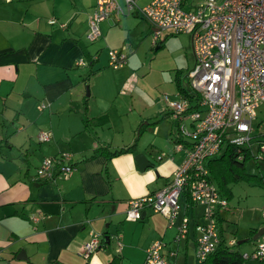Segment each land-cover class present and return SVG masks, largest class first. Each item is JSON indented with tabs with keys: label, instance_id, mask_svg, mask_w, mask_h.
<instances>
[{
	"label": "crops",
	"instance_id": "crops-1",
	"mask_svg": "<svg viewBox=\"0 0 264 264\" xmlns=\"http://www.w3.org/2000/svg\"><path fill=\"white\" fill-rule=\"evenodd\" d=\"M96 2L0 0V264H111L115 256L113 264H143L157 240L166 242V254L176 253L172 264H199L195 226L205 222L202 205L182 198L172 226L151 209L140 221L126 219L131 200L170 184L185 153L175 149L179 121L148 83L156 74L138 63L137 55L150 43L149 22L138 12L110 17L100 25V38L90 41ZM171 35L156 46V57ZM120 48L128 52L127 65L109 67V51ZM184 52L187 61L190 52L192 64L183 61L175 70L171 98H185L180 83L185 87L194 64L193 44ZM159 114L171 121L148 128L151 144L142 134L131 148L138 127ZM44 132L51 133L48 141L40 140ZM117 150L122 152L113 155ZM63 152L73 154L72 175L56 182L35 180L42 161ZM139 154L149 163L142 168ZM230 203L222 224L226 243L250 253L260 241L253 236L264 228V189L250 202L252 209L237 216L236 229ZM185 214L189 232L178 240ZM91 231L103 236V245L87 257Z\"/></svg>",
	"mask_w": 264,
	"mask_h": 264
},
{
	"label": "built area",
	"instance_id": "built-area-1",
	"mask_svg": "<svg viewBox=\"0 0 264 264\" xmlns=\"http://www.w3.org/2000/svg\"><path fill=\"white\" fill-rule=\"evenodd\" d=\"M196 1L150 0L139 6L138 0H123V4L120 0H97L87 38L96 41L103 21L132 12L140 13L149 22L156 46L166 32L190 35L195 61L184 84L191 99L163 97L172 117L179 121L181 140L175 143V149L183 151L184 158L169 185L129 202L126 219L140 221L151 209L165 216L172 226L181 209L180 200L187 195L194 205L204 207L205 222L195 226L198 263L203 264L219 244L218 213L229 206L211 180L209 161L236 146L241 148L239 160L250 155L257 165L264 163V0ZM108 54L109 67L127 65L125 48L110 50ZM50 137L51 133L44 132L40 140L48 141ZM75 169L73 154L63 152L45 158L36 170L35 180L56 182L72 175ZM32 220L38 222L40 217L33 216ZM189 224L190 218L185 214L176 239L188 234ZM102 243L103 236L91 231L85 256ZM166 245L163 240L155 241L147 249L143 264H172L176 253L166 254ZM242 256L264 263V235L252 252Z\"/></svg>",
	"mask_w": 264,
	"mask_h": 264
},
{
	"label": "rangeland",
	"instance_id": "rangeland-1",
	"mask_svg": "<svg viewBox=\"0 0 264 264\" xmlns=\"http://www.w3.org/2000/svg\"><path fill=\"white\" fill-rule=\"evenodd\" d=\"M202 0H198L196 2H201ZM168 32L165 34L167 35ZM191 37L188 34H177V35H171L165 45V50L162 51L157 57H156V45H152V38L149 39V45L144 47V52L141 51L137 57L139 59L138 63L141 62L142 64H146V71H148V68H152V75H155L154 77L150 76L148 79V83H150L152 86L156 88V92L158 96L164 97V95H170L174 93L176 85L174 82L175 77V70L177 68H181V64L186 63L187 66L192 64L191 54L189 52V48L192 46L191 44ZM152 49H150L151 47ZM184 50L189 52L190 61L184 60L185 52ZM146 52V53H145ZM155 59V60H154ZM146 60V61H145ZM154 60L153 65H150V63ZM143 67V65L140 64L139 68ZM192 67V66H190ZM139 69H137L138 71ZM172 91V92H171ZM261 114H259V120L261 118ZM171 121L170 119H163L158 124H149L145 127V130L143 132V135L147 132L148 128L150 126H155L161 124L163 121ZM257 122V121H256ZM169 123V122H168ZM170 124V123H169ZM167 124H165L163 127L165 129ZM167 130V129H166ZM164 130V133L166 132ZM261 130L264 132V127H261ZM163 133V134H164ZM142 135V136H143ZM141 136V137H142ZM144 138L147 140V145L151 144L152 137L145 134ZM246 173L250 174L251 176H259L260 178H264V163L259 162L257 163L255 161L250 160L246 163V168L244 170ZM264 185V184H263ZM259 184V181L257 178L255 179H243L237 182H233L229 184V187L232 191V198L230 199L229 203L231 204V208L234 217L232 218V224L231 226L236 229L237 224H239L238 218L240 217L244 211L248 210V208L252 209V205L250 202H252L253 199L257 198L260 193H262V190L264 189V186ZM250 200V202H248ZM261 214V212H259ZM237 216H239L237 218ZM236 226V227H235ZM234 229L230 232L229 235L233 237V234L235 233Z\"/></svg>",
	"mask_w": 264,
	"mask_h": 264
},
{
	"label": "trees",
	"instance_id": "trees-1",
	"mask_svg": "<svg viewBox=\"0 0 264 264\" xmlns=\"http://www.w3.org/2000/svg\"><path fill=\"white\" fill-rule=\"evenodd\" d=\"M93 64V61L91 62ZM181 90L185 94V98H190L191 95L188 93L187 89L185 87H182ZM167 115L159 114L151 123L149 124H158L163 119L166 118ZM102 119H97L95 123H101ZM147 124V125H149ZM146 124H142L138 127V130L136 132V139L135 143L131 146V148H135L137 146V142L139 138L142 136ZM89 126H91L89 124ZM180 136L177 133L176 138L174 142H179ZM0 141V145H1ZM128 148V149H131ZM241 148L236 146L229 147L224 153H222L219 157H216L209 161L208 168L210 170V177L211 180L215 183L217 186V189L219 190L220 194L225 197L228 202L232 198L233 194L229 187V184L233 182H237L243 179H255L257 178L259 181V184L263 185V178H260L259 176H251L250 174L246 173L244 170L246 168V163L248 160H250L251 156L247 155L243 160H239V156L241 155V152H239ZM243 150V149H242ZM102 151V150H99ZM122 150H117L112 152L113 155H117L121 153ZM186 200H190V198L185 195L184 196ZM188 203V201H187ZM228 208V207H227ZM227 208L223 211H220L217 216V222H218V229H219V244L217 246V249L210 254L207 259L203 262V264H243L245 259H243L242 254L238 250H233L231 247H229L226 243L225 237H224V229L222 227L223 222L226 220V212ZM256 232H253L252 236ZM103 245V243H102ZM101 245V247H102ZM115 261H117V257L115 256L113 258V261L111 264H113Z\"/></svg>",
	"mask_w": 264,
	"mask_h": 264
},
{
	"label": "water",
	"instance_id": "water-1",
	"mask_svg": "<svg viewBox=\"0 0 264 264\" xmlns=\"http://www.w3.org/2000/svg\"><path fill=\"white\" fill-rule=\"evenodd\" d=\"M89 95V91L87 92ZM136 160L139 164V166L142 168L143 166L149 164L147 161H145L144 156L142 154L137 155ZM264 235V228H261L258 230V232L253 236L254 240H259Z\"/></svg>",
	"mask_w": 264,
	"mask_h": 264
}]
</instances>
